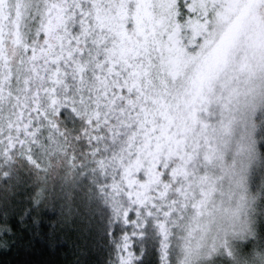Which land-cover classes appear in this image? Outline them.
<instances>
[{
	"label": "snow or ice",
	"instance_id": "obj_1",
	"mask_svg": "<svg viewBox=\"0 0 264 264\" xmlns=\"http://www.w3.org/2000/svg\"><path fill=\"white\" fill-rule=\"evenodd\" d=\"M29 183L102 264H264V0H0V199Z\"/></svg>",
	"mask_w": 264,
	"mask_h": 264
},
{
	"label": "trees",
	"instance_id": "obj_2",
	"mask_svg": "<svg viewBox=\"0 0 264 264\" xmlns=\"http://www.w3.org/2000/svg\"><path fill=\"white\" fill-rule=\"evenodd\" d=\"M17 191L6 205L0 199V222L6 212L12 230L9 246L0 247V264H102L105 253L95 232L89 233L78 216H66L59 198L50 195L39 212L28 216L33 186L22 185Z\"/></svg>",
	"mask_w": 264,
	"mask_h": 264
},
{
	"label": "rangeland",
	"instance_id": "obj_3",
	"mask_svg": "<svg viewBox=\"0 0 264 264\" xmlns=\"http://www.w3.org/2000/svg\"><path fill=\"white\" fill-rule=\"evenodd\" d=\"M257 175L259 176V172L257 173Z\"/></svg>",
	"mask_w": 264,
	"mask_h": 264
}]
</instances>
